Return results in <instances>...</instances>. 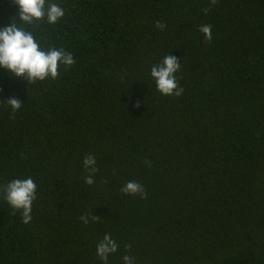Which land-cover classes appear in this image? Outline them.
I'll list each match as a JSON object with an SVG mask.
<instances>
[{"label": "trees", "instance_id": "trees-1", "mask_svg": "<svg viewBox=\"0 0 264 264\" xmlns=\"http://www.w3.org/2000/svg\"><path fill=\"white\" fill-rule=\"evenodd\" d=\"M52 2L63 18L27 30L74 64L31 85L0 69V264H100L105 233L108 264H264V0ZM18 12L0 0V28ZM168 53L180 96L149 75ZM24 177L37 185L27 224L3 197Z\"/></svg>", "mask_w": 264, "mask_h": 264}, {"label": "clouds", "instance_id": "clouds-1", "mask_svg": "<svg viewBox=\"0 0 264 264\" xmlns=\"http://www.w3.org/2000/svg\"><path fill=\"white\" fill-rule=\"evenodd\" d=\"M19 12L16 21L0 28V69L5 70L12 78H23L28 84L43 82L46 79H55L58 76L60 65L66 67L74 64L70 52L62 48L49 47L45 49L40 40L29 26L37 21L44 20L49 25L56 24L63 18L65 10L59 3L52 0H13ZM207 12V9H205ZM157 27H163L158 24ZM206 40H211V25L199 26ZM181 63L176 56L168 53L158 63L150 68V78L155 84L156 91L164 96H180L183 89L177 83L176 73ZM6 107L14 114L21 109L23 102L18 98H9ZM88 175L84 182L88 185L94 183V174L97 171L96 159L88 155L82 161ZM37 185L31 177L16 178L7 183L3 189V197L12 210V214L20 212L22 222L27 224L32 219V205L36 199ZM126 195L144 196V188L135 181H127L121 188ZM95 217L81 216L83 223ZM118 251V244L109 233H105L95 245V255L100 264H108V257ZM122 264H134V258L124 254Z\"/></svg>", "mask_w": 264, "mask_h": 264}]
</instances>
